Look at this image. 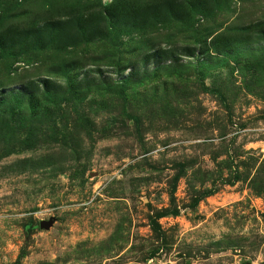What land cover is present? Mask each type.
I'll return each instance as SVG.
<instances>
[{"label": "rangeland", "instance_id": "rangeland-1", "mask_svg": "<svg viewBox=\"0 0 264 264\" xmlns=\"http://www.w3.org/2000/svg\"><path fill=\"white\" fill-rule=\"evenodd\" d=\"M0 264H264V0H0Z\"/></svg>", "mask_w": 264, "mask_h": 264}]
</instances>
